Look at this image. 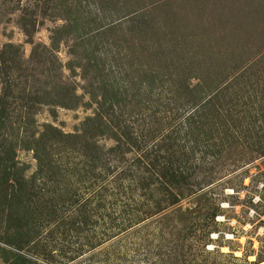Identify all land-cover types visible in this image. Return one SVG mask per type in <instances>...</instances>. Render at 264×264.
Segmentation results:
<instances>
[{"label":"rangeland","instance_id":"374dc122","mask_svg":"<svg viewBox=\"0 0 264 264\" xmlns=\"http://www.w3.org/2000/svg\"><path fill=\"white\" fill-rule=\"evenodd\" d=\"M0 264H264V0H0Z\"/></svg>","mask_w":264,"mask_h":264},{"label":"built area","instance_id":"2783aa9c","mask_svg":"<svg viewBox=\"0 0 264 264\" xmlns=\"http://www.w3.org/2000/svg\"><path fill=\"white\" fill-rule=\"evenodd\" d=\"M219 209L220 211L222 212H226V211H229L231 210V208L229 207V204L227 203H222L219 205ZM251 212V211H250ZM246 213L248 214V216H251L252 213ZM223 215V214H221ZM214 221L216 224H224L226 221H225V218L224 216H216L214 218ZM234 240V236L230 233H212L210 236H209V243L205 245V250L206 251H214L216 249H219L220 247L217 245L218 241H222L223 243L225 242H230V241H233ZM226 248V247H225ZM224 247H222V249H225ZM225 252L227 253V251L225 250Z\"/></svg>","mask_w":264,"mask_h":264}]
</instances>
